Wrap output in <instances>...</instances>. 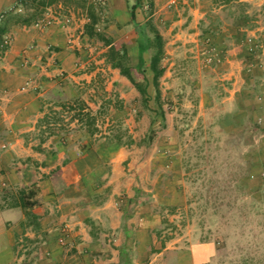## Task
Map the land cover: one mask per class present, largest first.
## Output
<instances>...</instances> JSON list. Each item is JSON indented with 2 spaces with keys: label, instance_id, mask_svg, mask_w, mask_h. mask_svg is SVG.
I'll return each instance as SVG.
<instances>
[{
  "label": "rangeland",
  "instance_id": "rangeland-1",
  "mask_svg": "<svg viewBox=\"0 0 264 264\" xmlns=\"http://www.w3.org/2000/svg\"><path fill=\"white\" fill-rule=\"evenodd\" d=\"M115 1L120 10L125 9ZM209 1L202 17V13L193 14L200 3L204 7L202 0H177L173 6L170 0H154L155 22L167 42L166 72L161 79L163 116L156 113L154 100L145 105L130 80L108 64L103 42L81 34L87 22L83 10L77 12L79 18L72 13L70 25L60 21L39 31L61 25L63 45L74 58L71 98L86 100L97 115L100 130L96 135L77 127L76 122L64 134L79 138L71 144L73 150L81 151L86 141L92 144L86 152L92 150L94 165L84 179L88 185H102L99 193L103 197L109 194L107 209H123L121 198L134 194L152 208L157 204L154 209L167 219L163 239L171 237L167 242L172 248L165 256L168 264L239 263L244 256H252L251 264H264V0H247L251 3L248 11L256 12L254 27L237 25L231 19L220 23V8L210 7ZM84 2L77 0L76 4L82 7ZM101 2L102 6L107 3ZM49 7L59 20L67 16L54 5ZM138 10L143 19L144 11ZM124 15L109 17L107 31L117 38L128 29ZM33 28L26 26L25 31H38ZM59 73L64 75L62 70ZM33 79L26 88L35 84ZM73 113L63 114L65 122ZM153 118H157L156 136L151 144L141 145ZM257 122L260 130L254 127ZM119 127L137 142L116 148L111 141ZM120 148L127 156L119 164L122 184L118 186L111 181V158ZM255 163L258 167L253 170ZM77 169L70 174H77ZM238 179L250 186L259 184L241 189ZM5 194L2 189L0 196ZM148 206H128L127 210L147 212ZM203 242L208 243L205 252L195 247Z\"/></svg>",
  "mask_w": 264,
  "mask_h": 264
},
{
  "label": "crops",
  "instance_id": "crops-1",
  "mask_svg": "<svg viewBox=\"0 0 264 264\" xmlns=\"http://www.w3.org/2000/svg\"><path fill=\"white\" fill-rule=\"evenodd\" d=\"M17 1L0 0V23ZM93 1L85 0L81 7L77 0H58L56 9L63 17L74 13L79 18L77 12L87 14L86 8ZM106 1L105 16L122 13L126 15L124 22L130 20L126 0L118 3L123 10L117 1ZM209 2L211 7L213 0ZM202 3L204 7L200 3L193 14H207L208 9H202L208 0ZM25 29L11 27L10 48L0 57V180L6 182L0 186V191L6 192L0 196V264H122V246L127 247L132 264H168L165 256L172 248L167 242L171 237L163 239L167 220L154 209L157 204L152 208L130 194L121 198L123 209H107L111 205L106 204L109 194L93 199L102 185L94 187L84 179L94 165L92 150L71 149L79 138L64 133L50 135L52 128L42 135L46 125H39L40 120L72 99L74 58L63 45L61 25L35 33ZM53 44L55 48L50 49ZM32 77L35 84L24 88ZM48 125L55 123L51 120ZM112 156L111 181L120 186L119 164L127 154L120 148ZM74 169L77 174H70ZM135 205H149V211L127 210ZM62 236L65 243L60 242ZM206 243L195 247L205 252ZM191 253L194 262L196 252Z\"/></svg>",
  "mask_w": 264,
  "mask_h": 264
},
{
  "label": "trees",
  "instance_id": "trees-1",
  "mask_svg": "<svg viewBox=\"0 0 264 264\" xmlns=\"http://www.w3.org/2000/svg\"><path fill=\"white\" fill-rule=\"evenodd\" d=\"M126 1L128 12L130 14L126 33L117 38L107 31L110 20L109 17L106 18L105 16V10L102 6L101 0H94L88 8H86V15L89 18V21L84 25V33L90 40L96 38L103 42L106 46V61L112 67L118 68L121 74L130 80L138 90L140 100L145 105H148L154 100L158 105L156 113L164 114L161 79L166 72V66L163 64V61L167 52V42L165 36L155 22L154 0ZM57 2L58 0H18L15 7L3 15L4 20L0 23V57L10 48L11 38L9 32L11 27L16 25H33L37 20L43 17L49 6H56ZM213 4L220 8L218 13L220 23L224 22L225 19H231L233 22H236L237 25L245 24L249 27L255 26L256 12L250 13L248 11V7L251 6L249 1L213 0ZM138 9L144 11L143 19H139ZM262 9H264V6ZM236 11L237 13L235 14ZM205 30L207 31L208 29ZM244 35H246V33H244ZM134 52H136V54H133ZM151 87H153L154 92L151 91ZM59 106L60 109L53 110L52 114L47 113L40 120L39 125H46V128L42 129V135L45 134L46 131H49L50 128H52L50 135L62 134L65 132V128L73 122H76L77 127H81V129L86 130L92 136L96 135L100 130L97 125V115L86 100L82 98H74L60 103ZM65 112H74L71 115L70 120L67 122H65L64 117H62ZM51 120L55 123V126L53 127L48 125ZM156 121L157 118H153L151 128L141 139L139 144L149 145L153 142L156 136V129L154 127ZM116 125L117 124L114 126ZM260 126L261 125H259L258 122L254 124V127L257 130L261 129ZM116 130H118V132ZM111 142L116 144V148H119L121 146L131 145L137 141L131 134H129L127 129L119 127L114 129ZM91 145L86 141L81 146L82 150H89ZM253 166L254 170L258 167V163H255ZM255 166L257 167L255 168ZM238 181V187L241 189H246L252 186L256 188L259 184L256 182L250 186L248 183H242V179H238ZM100 198H102L101 193L94 195V199ZM253 207L255 206L253 205ZM120 252L122 264H132L127 247H120ZM252 262V256H244L240 259L239 263L230 261L229 264H251Z\"/></svg>",
  "mask_w": 264,
  "mask_h": 264
},
{
  "label": "built area",
  "instance_id": "built-area-1",
  "mask_svg": "<svg viewBox=\"0 0 264 264\" xmlns=\"http://www.w3.org/2000/svg\"><path fill=\"white\" fill-rule=\"evenodd\" d=\"M177 3V0H170L169 4L170 6H173L174 4ZM53 7H49L47 8L46 12L44 13L43 17L39 20H37L33 25L32 27L36 28V29H43L47 26H50L52 24H54L55 22H60V21H63L64 24L66 25H70L72 22H73V14L72 16H66L65 19L63 20H59L58 16L55 14L54 10H52ZM87 18V22L89 21V18L86 16ZM85 31H81V34L83 33L84 34ZM70 42L75 44L74 46H78L79 47V43L76 42V40L74 39H70ZM77 47V48H78ZM63 74V73H62ZM31 79L27 80V84L24 86V88L27 87V85H29L31 83ZM263 172H264V167L262 168ZM254 176V175H253ZM6 185V182H3L0 180V186H5ZM60 242L61 243H65L66 242V239L65 237H61L60 238Z\"/></svg>",
  "mask_w": 264,
  "mask_h": 264
}]
</instances>
